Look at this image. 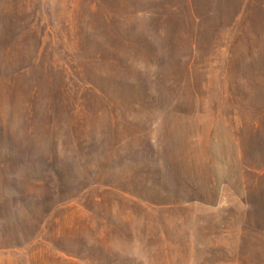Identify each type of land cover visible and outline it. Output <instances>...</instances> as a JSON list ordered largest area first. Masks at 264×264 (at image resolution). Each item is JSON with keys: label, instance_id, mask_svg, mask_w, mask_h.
<instances>
[{"label": "rangeland", "instance_id": "1", "mask_svg": "<svg viewBox=\"0 0 264 264\" xmlns=\"http://www.w3.org/2000/svg\"><path fill=\"white\" fill-rule=\"evenodd\" d=\"M6 9L0 264H264V0Z\"/></svg>", "mask_w": 264, "mask_h": 264}, {"label": "crops", "instance_id": "2", "mask_svg": "<svg viewBox=\"0 0 264 264\" xmlns=\"http://www.w3.org/2000/svg\"><path fill=\"white\" fill-rule=\"evenodd\" d=\"M27 2H28V0H16V1H14V0H0V6H3V5L6 6V8H7L6 9L7 10L6 11V16H7V15H9V13H12V11H13V9L11 11H8L9 10L8 9L9 7H12L13 8V6L16 4V5L20 6L21 8H23L24 4H26ZM0 14H1V12H0ZM19 15H22L23 16V15H25V13L22 12Z\"/></svg>", "mask_w": 264, "mask_h": 264}]
</instances>
